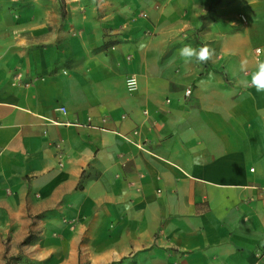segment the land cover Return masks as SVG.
Returning a JSON list of instances; mask_svg holds the SVG:
<instances>
[{
    "label": "crops",
    "instance_id": "1",
    "mask_svg": "<svg viewBox=\"0 0 264 264\" xmlns=\"http://www.w3.org/2000/svg\"><path fill=\"white\" fill-rule=\"evenodd\" d=\"M18 20L0 27V243L264 264V93L238 71L264 60V0H36ZM185 44L215 55L185 64Z\"/></svg>",
    "mask_w": 264,
    "mask_h": 264
},
{
    "label": "rangeland",
    "instance_id": "2",
    "mask_svg": "<svg viewBox=\"0 0 264 264\" xmlns=\"http://www.w3.org/2000/svg\"><path fill=\"white\" fill-rule=\"evenodd\" d=\"M36 0H0V27L4 29H12L14 26L16 27L20 21L18 18L21 16V13L26 11L31 2H35ZM44 5L39 4V7L43 9ZM35 236L34 233H30L25 240L30 239ZM6 240V241H5ZM9 239H1L0 243V264H53L49 260L34 258L27 259V255L25 251L21 248L25 246V242L23 244H17L15 249H11V246L7 242ZM24 258V261L22 259Z\"/></svg>",
    "mask_w": 264,
    "mask_h": 264
},
{
    "label": "clouds",
    "instance_id": "3",
    "mask_svg": "<svg viewBox=\"0 0 264 264\" xmlns=\"http://www.w3.org/2000/svg\"><path fill=\"white\" fill-rule=\"evenodd\" d=\"M143 48V43L140 44ZM179 56L185 64H189L193 59L197 63H207L215 55V50L208 45H202L197 47L191 44H185L179 49ZM239 73H242L245 78L239 80V84L245 89L254 88L256 92L264 93V60H256L254 70L250 73V79L246 77L249 75L248 61L244 60L239 65ZM211 76V73L209 74ZM129 91H136L138 85L135 76L127 81ZM198 162V161H195Z\"/></svg>",
    "mask_w": 264,
    "mask_h": 264
},
{
    "label": "built area",
    "instance_id": "4",
    "mask_svg": "<svg viewBox=\"0 0 264 264\" xmlns=\"http://www.w3.org/2000/svg\"><path fill=\"white\" fill-rule=\"evenodd\" d=\"M257 50H258V49H257ZM132 77H133V75L129 76V77L126 79V86H127V88H128L127 81H128L129 79H131ZM128 90H129V88H128ZM190 93H191V89H190V88H187V89L185 90V94H186V95H189ZM59 110H60L61 112L65 113V108H64V107H59ZM88 120H89V118H88ZM54 122H56V121H54ZM75 124H76V125H79L80 123L75 122ZM86 124L92 126L89 122H87ZM262 251H264V250H262ZM262 253H264V252H262ZM255 264H258V262H256Z\"/></svg>",
    "mask_w": 264,
    "mask_h": 264
},
{
    "label": "trees",
    "instance_id": "5",
    "mask_svg": "<svg viewBox=\"0 0 264 264\" xmlns=\"http://www.w3.org/2000/svg\"><path fill=\"white\" fill-rule=\"evenodd\" d=\"M64 14H65V10L63 8V9H61V15L64 16Z\"/></svg>",
    "mask_w": 264,
    "mask_h": 264
}]
</instances>
